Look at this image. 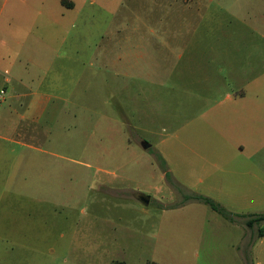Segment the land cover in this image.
<instances>
[{
    "label": "rangeland",
    "instance_id": "rangeland-1",
    "mask_svg": "<svg viewBox=\"0 0 264 264\" xmlns=\"http://www.w3.org/2000/svg\"><path fill=\"white\" fill-rule=\"evenodd\" d=\"M73 1L64 20L56 0H0V264H264V223L187 198L264 214V109L243 156L220 135L221 55L264 41V0ZM191 38L238 49L192 57ZM251 60L264 104V45ZM28 90L57 108L27 118Z\"/></svg>",
    "mask_w": 264,
    "mask_h": 264
},
{
    "label": "crops",
    "instance_id": "crops-1",
    "mask_svg": "<svg viewBox=\"0 0 264 264\" xmlns=\"http://www.w3.org/2000/svg\"><path fill=\"white\" fill-rule=\"evenodd\" d=\"M56 2L58 6V9H56V11H58L62 15V18H64V20H67L69 18V15L76 10V3L73 0H56ZM71 27H73V25H71ZM230 41L231 39L207 41L203 40L202 38H191L188 43H186L187 47L183 49L182 52L190 53L193 57V53L197 51L196 48L202 46L209 47L208 49L211 52L213 50L212 47L216 46V42H220L217 43V46H227V49L230 52L231 50L234 51L238 49V47H243L242 51L246 53L245 55H243L246 57V60H248L245 61L243 65L242 63H239L236 66L237 69L236 67H232L230 65L231 61L229 59L230 57H228L229 55H221L220 59L224 63L223 67H226V69L230 70L228 72V75L229 79L231 80L228 81H230L229 83L232 84V87L229 90H225V95L223 98L224 101H222L225 103L222 105L223 109L220 122L222 123V127L220 130V135L223 139H225V142H227V144L229 143L230 147L235 150V156L241 157L243 156V153L249 143V141L246 140L245 135H255L257 137L260 135V111L261 109H264V104L260 103L261 99L258 97H260L259 89L261 86L259 85V82L262 78V75L260 73L254 74L255 67H257L258 65H256L255 62L251 60V58L253 57L254 53H259V47L261 45H264V41L255 39L245 40L241 42V46H238L236 49L234 47L235 45H233ZM182 44H185V42H183ZM219 50L221 51V48ZM4 82L8 83L10 82V79H5ZM28 94L31 98L28 104V111L30 112L27 118H31L32 120L37 121L44 113V111L48 109L50 104H52L50 109L54 110L57 108L59 99L57 97H53L49 93H45L43 91L28 90ZM236 126H238L239 132H236ZM256 126L258 127L257 129H255ZM240 134L244 135V137L240 136ZM202 182L203 181L201 179H198L194 182V185L199 188L198 184H201ZM213 188L216 187L213 186ZM205 197L209 198V196ZM239 199L243 200L245 198Z\"/></svg>",
    "mask_w": 264,
    "mask_h": 264
},
{
    "label": "trees",
    "instance_id": "trees-1",
    "mask_svg": "<svg viewBox=\"0 0 264 264\" xmlns=\"http://www.w3.org/2000/svg\"><path fill=\"white\" fill-rule=\"evenodd\" d=\"M63 3V1H62ZM157 159L160 162V166L162 168V171L164 172L165 169V162L162 159L160 155H156ZM187 198L199 201L200 203L208 206L212 211H214L216 214H218L221 218L224 220L232 223L234 216H242L246 217L247 219L244 221V225L248 229H252L255 225H259L261 223H264V214H250V215H238V214H232L231 212L227 211L224 207H222L220 204L214 202L212 199L202 196L193 194L191 196H188ZM264 236V225L258 230V238H261Z\"/></svg>",
    "mask_w": 264,
    "mask_h": 264
},
{
    "label": "water",
    "instance_id": "water-1",
    "mask_svg": "<svg viewBox=\"0 0 264 264\" xmlns=\"http://www.w3.org/2000/svg\"><path fill=\"white\" fill-rule=\"evenodd\" d=\"M150 147V144L147 143H142V148L143 149H147ZM136 199L138 202H140L143 206L147 207L149 205V201H150V197L148 195L145 194H138L136 195Z\"/></svg>",
    "mask_w": 264,
    "mask_h": 264
}]
</instances>
